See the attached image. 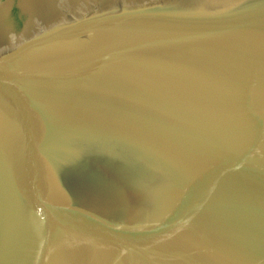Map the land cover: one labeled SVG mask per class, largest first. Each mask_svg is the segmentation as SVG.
Wrapping results in <instances>:
<instances>
[{
	"label": "water",
	"instance_id": "95a60500",
	"mask_svg": "<svg viewBox=\"0 0 264 264\" xmlns=\"http://www.w3.org/2000/svg\"><path fill=\"white\" fill-rule=\"evenodd\" d=\"M0 264H264V0H0Z\"/></svg>",
	"mask_w": 264,
	"mask_h": 264
}]
</instances>
